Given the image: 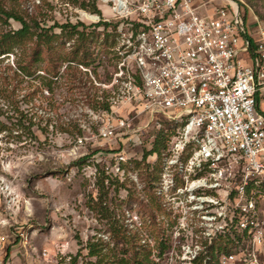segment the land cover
<instances>
[{
    "label": "rangeland",
    "instance_id": "rangeland-1",
    "mask_svg": "<svg viewBox=\"0 0 264 264\" xmlns=\"http://www.w3.org/2000/svg\"><path fill=\"white\" fill-rule=\"evenodd\" d=\"M83 1L95 4L100 13L82 8ZM238 2L249 30L256 19L264 23V0ZM0 4L13 6L24 16L40 11L39 19L47 25L81 24L79 30L84 28L89 34L83 53L78 35L65 33L57 40L58 54L44 52L29 73L21 69L31 59L28 48L16 47L0 55V177L13 178L27 200L17 224L7 231L6 248L13 250L9 258L14 264H49L41 257V249L51 251L54 243L67 244L60 264L128 262L142 258L151 249L149 242L170 248L176 242L170 230L179 226L224 228L225 232L216 231L210 240L202 238L210 252L239 253L248 248L247 237L234 230L233 210L225 192L229 188L202 190L213 200L202 209H194L184 194L179 195L181 203L174 198V190L157 193L159 159L149 165L139 160L158 135L161 151L166 150L176 130L168 121L162 120L159 127L155 123L145 126L149 113L134 119V146L131 141L122 145L119 136L110 140L98 136L100 112L109 110L112 92L102 84L110 83L118 62L116 17L102 0H0ZM199 12L205 16L204 8ZM100 20L108 25L97 26ZM19 27L13 19L0 20V35ZM57 55L55 73L46 72ZM260 102L263 105L264 99ZM126 112L120 110L123 115ZM78 137L83 139L81 144L76 142ZM121 149L132 160L124 168L137 174L141 188L130 181L119 185L107 177L104 166ZM154 158L148 157L150 161ZM174 177L176 186H181L175 173ZM259 201V208L264 209V199ZM93 249L96 253L90 254ZM256 257L264 264V245ZM99 258L102 261L97 263Z\"/></svg>",
    "mask_w": 264,
    "mask_h": 264
},
{
    "label": "built area",
    "instance_id": "built-area-1",
    "mask_svg": "<svg viewBox=\"0 0 264 264\" xmlns=\"http://www.w3.org/2000/svg\"><path fill=\"white\" fill-rule=\"evenodd\" d=\"M102 1L116 17L118 62L110 83L102 84L112 92L109 110L100 112L98 136H119L122 145L131 141L134 146V119L149 113L145 126L172 123L176 130L161 153L157 193L174 190V198L184 194L194 209H202L213 202L202 190L229 188L225 192L234 230L249 240L239 253L210 252L202 238L210 240L224 228L179 226L170 230L176 242L162 253L149 242L148 264H260L256 251L264 245V209L258 206L264 199V114L259 107L264 96V23L256 19L249 30L238 0ZM203 8L205 16L199 12ZM124 109L126 115L120 113ZM76 142L81 144L82 137ZM155 160L156 155L148 162ZM130 163L131 156L121 149L104 171L141 188L137 174L124 168ZM26 202L13 178L0 177V264H14L9 258L13 250L6 248L7 231L17 224ZM66 247H43L41 257L60 264Z\"/></svg>",
    "mask_w": 264,
    "mask_h": 264
},
{
    "label": "trees",
    "instance_id": "trees-1",
    "mask_svg": "<svg viewBox=\"0 0 264 264\" xmlns=\"http://www.w3.org/2000/svg\"><path fill=\"white\" fill-rule=\"evenodd\" d=\"M82 8L90 7V11L100 13V11L97 9L95 4H87L86 2H81ZM40 3L36 5L37 9L39 8ZM40 11L35 12L34 14H27L24 16L21 14L18 10H16L13 6L6 7L0 4V20L7 22L8 19H13L15 21H18L20 23V27L18 29H11L7 31L6 33H3L0 35V55L9 53L13 51L14 48L18 47L20 49L28 48L31 52V59L29 60V63L25 66H22V70L27 71L29 73L30 69L33 67L34 64L38 63L42 59V54L45 52L47 54H58L57 50V40L65 33H69V37L74 34H77L79 37L80 42V48H82L83 53L85 52V43L88 39V33L83 28L82 30H79V25L81 24H71V22H67L65 24H58L57 22H54L51 25H47L46 23L41 22V19H39ZM97 26L100 25H108L106 22H103L100 20L97 24ZM55 27H58L60 29L59 33L55 32ZM78 51V50H77ZM84 59V58H82ZM60 60L59 55L53 56L51 58V63L45 67V71L48 73H52L56 70L58 62ZM55 73V72H53ZM169 124H172L168 122ZM175 128V126H172ZM1 130V128H0ZM164 136V134H161ZM164 140V138H163ZM162 140V141H163ZM161 139L160 135L156 136L152 142V148L148 150L146 153L143 154V157L141 156L140 162L143 164H151L148 162V157L150 155H156L157 159L160 161L161 166ZM132 161V160H131ZM138 161V160H135ZM114 178L113 181H115L119 185H125L124 182H119V180L116 177L107 176ZM104 176L100 182V184L103 186ZM240 237V236H239ZM157 249L159 253H162L165 248V243H158L156 244ZM96 253L95 250H90V254ZM149 254L150 249L148 252H146L145 255H143L142 258L139 259H133L128 262H124V260H118L116 264H148L149 263ZM135 255H137V252H135ZM100 259V258H99ZM102 260H98L97 263H100Z\"/></svg>",
    "mask_w": 264,
    "mask_h": 264
},
{
    "label": "crops",
    "instance_id": "crops-1",
    "mask_svg": "<svg viewBox=\"0 0 264 264\" xmlns=\"http://www.w3.org/2000/svg\"><path fill=\"white\" fill-rule=\"evenodd\" d=\"M261 99L263 100L264 99V96ZM261 99L259 100V107H260L262 113L264 114V104L263 105L261 104V102H260Z\"/></svg>",
    "mask_w": 264,
    "mask_h": 264
},
{
    "label": "bare ground",
    "instance_id": "bare-ground-1",
    "mask_svg": "<svg viewBox=\"0 0 264 264\" xmlns=\"http://www.w3.org/2000/svg\"><path fill=\"white\" fill-rule=\"evenodd\" d=\"M88 15V14H87ZM89 18H91V19H95L96 17L95 16H89Z\"/></svg>",
    "mask_w": 264,
    "mask_h": 264
}]
</instances>
